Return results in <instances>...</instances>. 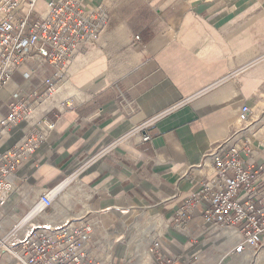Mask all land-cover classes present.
<instances>
[{
    "label": "crops",
    "instance_id": "0c3cea01",
    "mask_svg": "<svg viewBox=\"0 0 264 264\" xmlns=\"http://www.w3.org/2000/svg\"><path fill=\"white\" fill-rule=\"evenodd\" d=\"M84 1L106 9V27L69 71L67 64L37 71V89L52 77L54 92L11 125L0 144L2 151L20 144L28 132L46 135L8 177L12 191L9 203L0 206V233L54 187L49 220L79 216L92 228L106 220L115 228L111 214L121 208V215L134 214L131 225L120 223L121 232L127 231L117 234L122 239L154 216L160 217L154 230L158 225L162 230L204 178L206 153L233 131L241 129L239 136L264 156V0ZM40 60L27 57L20 67L32 70ZM57 72L62 79L54 78ZM34 79L24 93L13 79L0 88V98L5 103L28 98ZM119 93L133 103L132 110ZM242 105L249 113L240 122ZM145 134L149 141H143ZM173 225L164 238L168 244L153 239L172 264L193 257V264L216 262L218 250L236 240L198 217L185 228ZM141 240L133 239L131 249ZM0 259L14 264L9 256Z\"/></svg>",
    "mask_w": 264,
    "mask_h": 264
},
{
    "label": "built area",
    "instance_id": "2783aa9c",
    "mask_svg": "<svg viewBox=\"0 0 264 264\" xmlns=\"http://www.w3.org/2000/svg\"><path fill=\"white\" fill-rule=\"evenodd\" d=\"M36 1L0 0V88L27 57H39L54 66L67 64L64 71H69L107 25L108 15L102 5L89 7L84 0H43L47 13L42 16L34 8ZM54 78L62 79L63 73H55ZM54 87L55 80L50 77L42 89L33 90L26 99L17 103L0 100V110H5V115H0V144L7 139L11 125L23 119L33 104L50 97ZM118 95L119 101L132 110L133 103ZM248 113L249 107L242 105L238 120L244 121ZM53 125L48 124L47 130ZM240 131H233L206 153L204 178L180 203L173 222L185 228L198 217L236 235L234 256H253L264 247V162H257L256 149L250 139L239 136ZM45 138L43 133L28 132L20 144L0 150V206L12 191L8 177ZM149 140L145 134L143 141ZM57 190L54 187L41 194L0 233V253H7L14 264H101L90 255L92 226L82 217L46 218ZM152 246L154 258L146 264H171L163 257L159 242ZM181 264L193 263L187 260Z\"/></svg>",
    "mask_w": 264,
    "mask_h": 264
},
{
    "label": "rangeland",
    "instance_id": "374dc122",
    "mask_svg": "<svg viewBox=\"0 0 264 264\" xmlns=\"http://www.w3.org/2000/svg\"><path fill=\"white\" fill-rule=\"evenodd\" d=\"M38 6L42 8L44 4L39 2ZM48 66H50V64H48L44 60H40V62H38L32 69L33 73H31V71L29 70H22V68L20 69L19 72L15 73L13 79H15L19 83V85L23 84V86H21V93H24L28 85L31 84L33 77L35 78L34 80L36 81V83L34 84L35 87L33 86L31 90L37 89L40 85L39 83H37V80H36V75L38 73L37 71L39 69H45V67H48ZM22 72L29 74L30 75L29 79L24 80L22 77L23 75ZM47 78L49 77H46V79ZM5 98L6 97L2 99L4 100ZM256 154L260 157V159L262 158L263 159L262 162H264V156H260L259 153H256ZM259 163H261V161H259ZM9 200H10V196L8 197L4 205H7L9 203ZM121 210H122L121 208H118L115 211V215L111 214L114 217V219H116V222H117V226L115 228L112 226H108L107 220L106 222H104L105 223L104 226H97V227L92 228V232H91L92 236H90V240L88 242L90 253H91L90 255L92 259H94L95 261L101 264H146V263H149L150 260L154 258L152 251H151L153 247L152 244L155 242L161 243L159 240L157 241L153 239L161 238V240H163L165 243L168 244L169 242H167L164 238L166 237L168 233L167 231H169V229L172 226L174 227L173 225L174 222L167 224L168 227L162 228V230H160V225H158L157 230H160V231H157L156 228L154 230L153 225L157 219L158 220L160 219V217L154 216L153 219L148 220V223L146 225H143L141 229L140 228L132 229L133 234L130 235L128 238L124 235L122 242L121 243L115 242L113 248L109 250L108 246H109L110 241H112L113 238L117 236L118 233H122V232L124 233V230L122 232L120 230L121 229L120 223L123 222L126 226H129L132 223L131 218L132 216H134V214H127L126 216H124L120 214ZM123 210H130V209L128 207H124ZM102 214L103 213H101V216ZM104 217L106 218V216ZM103 229L105 232L104 234H103ZM106 229H108L111 232V234L108 236L106 235ZM125 233H127L126 230H125ZM101 234L105 236V239H101L100 237ZM145 234H147L146 236L148 237V239L150 237L153 240V242L151 239L150 241H148L147 239L143 240L145 237L144 236ZM138 235H139V238L142 240L139 243H136V244H139V246L135 247L132 250L130 247V246H134V243H132L133 242L132 240L136 239ZM221 239L222 237L219 238L218 243ZM234 244L232 245L228 244L229 246H224L222 249L218 250V256L215 257L216 262H212L211 260V262L209 261L208 263L209 264H264V247L259 249V251L255 255L246 257L248 260L247 262L241 263L242 256H234L232 254V247ZM0 255L8 256L7 253H0ZM177 260L178 259H176V261ZM196 260L197 259L193 257L190 259V262L197 263ZM173 262H174L173 260H170L171 264ZM0 264H3V260L0 261Z\"/></svg>",
    "mask_w": 264,
    "mask_h": 264
},
{
    "label": "bare ground",
    "instance_id": "6f19581e",
    "mask_svg": "<svg viewBox=\"0 0 264 264\" xmlns=\"http://www.w3.org/2000/svg\"><path fill=\"white\" fill-rule=\"evenodd\" d=\"M39 1H41V0H37L36 3H35V5L38 4ZM41 2L44 3L43 10L38 11V10L36 9L35 5H34V8H35V9H36V10H37L42 16H44V15H46V13H47V3L44 2V1H41ZM20 66H21V63L19 64V66H18L19 68L17 69V71H15V72L13 73V75L9 78V80L5 83L4 86H7V85L9 84V82H11V81L13 80V77H14L15 73H17V72L20 71V69H21ZM27 70H29V71H31V73H33L32 70H30V69H27ZM42 70H43V69H42ZM57 73H58V72H57ZM28 75H29V74H28ZM28 75H27L26 73H24V74L22 75L23 79H24V80L29 79V78H26V77H28ZM64 81H65V80H64ZM22 83H23V82H22ZM4 86H2V87H4ZM21 86H23V84H20V91H21ZM2 87H1V88H2ZM54 88H55V87H54ZM0 100H3V99L0 98ZM255 155H256V152H255V154H254V158L256 157ZM255 159H256V158H255ZM257 162H258V160H257ZM258 163H259V162H258ZM6 201H7V200H6ZM146 235H147V234L144 235V236H145V237H144L145 239L147 238ZM231 240H232V239L230 238V243H229V244L232 245V244H234L235 241L232 240V242H231ZM115 242L121 243V242H122V236L117 235V236H115V237L113 238L112 241H110L109 246H108L109 250L113 248ZM135 242H136V241H135ZM115 253H116V252H115ZM246 257H248V256L244 255V256L241 257V263H243V262H247V261H248ZM260 257H261V256H260Z\"/></svg>",
    "mask_w": 264,
    "mask_h": 264
}]
</instances>
